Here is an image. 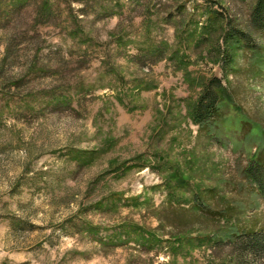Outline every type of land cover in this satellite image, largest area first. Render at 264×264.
I'll return each instance as SVG.
<instances>
[{"label": "rangeland", "instance_id": "1", "mask_svg": "<svg viewBox=\"0 0 264 264\" xmlns=\"http://www.w3.org/2000/svg\"><path fill=\"white\" fill-rule=\"evenodd\" d=\"M21 3L0 30V61L13 37L20 49L0 76V264H232L215 242L264 226L243 173L262 143L264 59L220 37L228 20L246 22L251 2L0 8ZM211 77L234 105L207 132L192 110Z\"/></svg>", "mask_w": 264, "mask_h": 264}, {"label": "trees", "instance_id": "2", "mask_svg": "<svg viewBox=\"0 0 264 264\" xmlns=\"http://www.w3.org/2000/svg\"><path fill=\"white\" fill-rule=\"evenodd\" d=\"M238 1L251 2L246 22L243 25H233L228 20L226 25L220 29L222 32L220 37H223L224 43L230 47L240 50L245 54L254 55L255 63L259 62L261 64L264 59V0ZM25 4L21 3L19 6L11 7L5 11L0 8V30H6L10 27L9 25L13 20L16 21L19 18L20 13L26 9L27 5ZM48 14H51V12H48ZM222 16L223 14L221 13H214L213 17L222 20L224 18ZM15 40L16 37H13L0 61V76L3 75L4 65L11 58L14 59L20 50ZM157 53L159 56L157 59H162L163 53L161 51ZM255 58H258L257 61ZM221 63L224 68L231 66L232 54L226 51L223 54ZM0 91H6V87L0 86ZM233 105V99L225 91L221 79L211 77L203 84L201 92L194 103L192 110L193 122L198 125L200 130H207L208 132L210 127L215 126L222 119L224 109L230 108ZM236 110L237 115H240V110ZM248 123L249 121L242 115L238 129L246 136L251 133ZM260 133L259 137L262 143L258 146V151L249 160L243 173L253 186L254 191L264 202V130L262 129L263 136ZM249 140H252L251 137ZM197 204V208L203 215L211 216L213 219L221 218L217 213L219 211L216 209H208L209 207L207 208V205L202 201L197 202ZM213 247L215 250L217 248L219 250L223 248L227 249V256L232 261V264H264V226L258 229L247 228L242 231L233 232L225 239L217 240Z\"/></svg>", "mask_w": 264, "mask_h": 264}]
</instances>
